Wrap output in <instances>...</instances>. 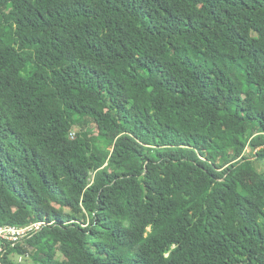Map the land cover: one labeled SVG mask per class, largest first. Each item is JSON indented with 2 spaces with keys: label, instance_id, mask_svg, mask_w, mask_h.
I'll return each mask as SVG.
<instances>
[{
  "label": "trees",
  "instance_id": "16d2710c",
  "mask_svg": "<svg viewBox=\"0 0 264 264\" xmlns=\"http://www.w3.org/2000/svg\"><path fill=\"white\" fill-rule=\"evenodd\" d=\"M246 149L264 0H0L3 264H264Z\"/></svg>",
  "mask_w": 264,
  "mask_h": 264
},
{
  "label": "built area",
  "instance_id": "2783aa9c",
  "mask_svg": "<svg viewBox=\"0 0 264 264\" xmlns=\"http://www.w3.org/2000/svg\"><path fill=\"white\" fill-rule=\"evenodd\" d=\"M46 223L36 222L24 226H0V257L3 256L4 249L7 246H14L24 238L38 233ZM21 260V257L19 258ZM0 264H3L0 259Z\"/></svg>",
  "mask_w": 264,
  "mask_h": 264
},
{
  "label": "rangeland",
  "instance_id": "374dc122",
  "mask_svg": "<svg viewBox=\"0 0 264 264\" xmlns=\"http://www.w3.org/2000/svg\"><path fill=\"white\" fill-rule=\"evenodd\" d=\"M245 156L250 157L252 160H254V156H253L252 152L250 151V149L245 150ZM250 158H248V159L250 160ZM254 166L257 169V171H259V172L264 171V161L259 162V161L254 160ZM250 179H252V175L244 172L240 178V181L241 182H247Z\"/></svg>",
  "mask_w": 264,
  "mask_h": 264
}]
</instances>
